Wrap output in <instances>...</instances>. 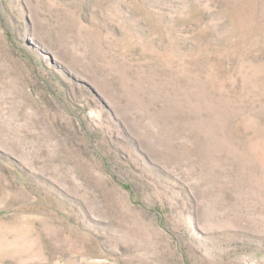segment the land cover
I'll return each mask as SVG.
<instances>
[{
	"label": "rangeland",
	"instance_id": "374dc122",
	"mask_svg": "<svg viewBox=\"0 0 264 264\" xmlns=\"http://www.w3.org/2000/svg\"><path fill=\"white\" fill-rule=\"evenodd\" d=\"M0 264H264V0H0Z\"/></svg>",
	"mask_w": 264,
	"mask_h": 264
}]
</instances>
